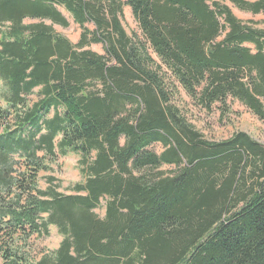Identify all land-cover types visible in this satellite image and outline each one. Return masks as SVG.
Listing matches in <instances>:
<instances>
[{
    "label": "trees",
    "instance_id": "1",
    "mask_svg": "<svg viewBox=\"0 0 264 264\" xmlns=\"http://www.w3.org/2000/svg\"><path fill=\"white\" fill-rule=\"evenodd\" d=\"M227 3L264 12V0H0V264H264V145L208 141L190 116L225 118L233 101L264 121V29ZM61 9L77 44L54 29L70 25ZM69 154L83 181L42 188ZM51 227L59 247L36 252Z\"/></svg>",
    "mask_w": 264,
    "mask_h": 264
},
{
    "label": "rangeland",
    "instance_id": "2",
    "mask_svg": "<svg viewBox=\"0 0 264 264\" xmlns=\"http://www.w3.org/2000/svg\"><path fill=\"white\" fill-rule=\"evenodd\" d=\"M125 1V0H124ZM233 10L234 14L243 22L251 23L255 27L264 29V12L260 14H252L248 12H243L235 8L230 3H227ZM62 13L68 19L70 25L67 28L61 26H54V29L58 34L63 35L69 39L73 44H77L80 38L81 29L76 25L70 15L61 9ZM123 25L126 31L132 35L136 33L140 34L138 25L133 18L131 9L128 7L124 8V19ZM91 49L98 53L104 54L103 45L97 44L93 45ZM1 92V86H0ZM189 101V100H188ZM231 111L227 117L222 118L218 112L211 115L205 113H199L194 111L191 106H186L194 115L192 123L195 125L196 129L204 136L208 141H223L229 139L232 135L237 132H244L251 136L253 139L264 145V121L256 117L252 112H250L246 107H244L239 102H231ZM150 150L161 154L163 147L160 144L153 145ZM80 156L76 154H69L64 158H58V161L52 165V170L50 174H42L40 179V185L45 188V180L42 177L51 175L58 179L56 182L59 185V192L63 194H70L71 187L79 182L83 181V176L79 168ZM174 167L164 166L163 170L172 171ZM99 216H104V210L100 209L96 212ZM62 241V236L58 233L55 227H51L50 236L35 239L33 238V248L36 252L39 251H54L56 250Z\"/></svg>",
    "mask_w": 264,
    "mask_h": 264
}]
</instances>
